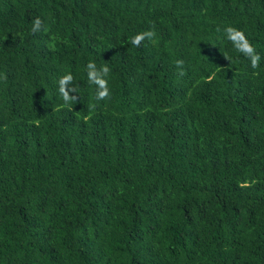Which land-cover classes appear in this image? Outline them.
Listing matches in <instances>:
<instances>
[{
  "label": "trees",
  "instance_id": "trees-1",
  "mask_svg": "<svg viewBox=\"0 0 264 264\" xmlns=\"http://www.w3.org/2000/svg\"><path fill=\"white\" fill-rule=\"evenodd\" d=\"M0 264H264V0H0Z\"/></svg>",
  "mask_w": 264,
  "mask_h": 264
}]
</instances>
